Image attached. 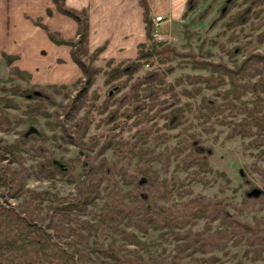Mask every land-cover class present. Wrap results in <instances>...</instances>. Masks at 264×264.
Masks as SVG:
<instances>
[{"label":"trees","instance_id":"obj_1","mask_svg":"<svg viewBox=\"0 0 264 264\" xmlns=\"http://www.w3.org/2000/svg\"><path fill=\"white\" fill-rule=\"evenodd\" d=\"M52 1L60 14L76 21L77 38H64L45 26L42 19L32 21L55 45L71 47L83 80L73 85H35L32 75L15 65L19 57L4 53L0 59V64L9 70V81L18 79L29 85H0V93L4 94L0 98V132L10 134L22 126L34 128L39 126L40 118L47 120L53 132L48 137L42 131L24 130L17 134L19 138L14 143L0 144V165L10 156L9 163L18 167H0V189L7 188L8 197L20 201L18 207L5 205L6 200L0 202V264H150L148 247L155 244L140 237L150 231L162 237L170 235L179 242L176 254L167 264H214L216 259L193 257L224 251L228 242L235 247L247 246L250 251L246 250L244 256L250 252L253 261L259 260L264 251L260 230L232 216L225 201L194 196L191 187L207 185L204 177L208 175L229 183L225 173L212 167L214 151L205 145L217 127L228 130L227 140L247 141L245 150L264 154V55H247L254 44H264V0H223L221 16L212 23L213 29L222 23L221 31L213 38H200L197 52L191 47L195 34L188 31V25L187 43L182 47L185 52L168 42H158L147 0H138L144 11L148 42L140 45L135 60H110L105 69L94 68L81 59L99 61L100 50L90 53L88 49V12L70 9L67 0ZM218 1L189 0L182 20L209 3L199 14V19L205 20ZM256 21L259 24L255 25ZM253 25L254 32L263 31L243 42L249 38L246 27ZM231 45L234 46L230 48ZM214 49L228 60H216L219 55ZM145 67L153 70L136 77ZM187 69L194 73L174 78ZM100 74L105 75V85L110 90L102 106L90 104L85 120L75 125L76 135L89 132L91 107L100 109L101 114L108 113L102 122L118 134L107 137L98 153L102 155L100 162L90 156L89 164L82 160L83 156L57 162L47 144L75 140L58 116L49 112L56 105L52 96L76 89L84 82L73 102V106H81ZM125 89L128 92L118 97ZM10 94L25 98L31 105L21 107L9 98ZM22 108V119L5 113L7 109ZM70 116L69 120L76 117ZM133 130L131 141L125 140L123 134ZM172 141L175 144L168 145ZM162 145L164 150L157 152ZM110 150L125 156L126 163L118 165L103 158ZM23 154L35 163L30 169L23 167ZM155 164H161L166 173L174 166L173 175L161 179ZM79 167L82 170L76 174ZM181 173L186 174L183 180L179 178ZM58 177L76 185V197L69 199L26 187L28 178L52 182ZM247 198L245 201L252 196ZM263 198L264 191L253 200L259 202ZM199 222L206 224L207 231L182 232ZM216 223L212 233L211 225ZM187 258L191 260L185 263Z\"/></svg>","mask_w":264,"mask_h":264},{"label":"rangeland","instance_id":"obj_2","mask_svg":"<svg viewBox=\"0 0 264 264\" xmlns=\"http://www.w3.org/2000/svg\"><path fill=\"white\" fill-rule=\"evenodd\" d=\"M242 1V0H241ZM209 3L202 4L199 7V10L193 14H191L187 20L179 22L176 26L170 29V39L164 40L163 38H158L161 41L168 42L172 46H175L179 51L185 52L182 48L186 43L185 38V26L188 27V31L190 33H194L191 42V47L197 52V46L199 45L200 38H213L221 31L220 23L216 28H212V23L214 20H217L221 16V7L223 4V0L218 1V3L213 7L211 13L208 17L201 21L199 19V14L205 10ZM236 12V10L234 11ZM259 24L257 21L255 25ZM246 27V34H249V38L243 39V42H248L251 39L255 38L259 33L263 31V29L256 30L254 32V26ZM257 28V26H256ZM157 32V31H156ZM254 32V33H252ZM225 41V40H223ZM234 45H231L232 48ZM216 54L219 55L218 59L224 58L227 61V57L223 54H220L218 49L213 50ZM254 52L255 54H263L264 55V44L262 46H258L254 44L253 47L248 48L247 55L249 53ZM86 64L92 65L94 68H103L105 69V64H102L98 61L91 62L90 57H82L81 58ZM161 66V65H160ZM153 70L151 67H145L142 72L136 77H142ZM183 73H194L190 70L179 71L175 76L178 77ZM11 79L9 70L3 64H0V85H6L7 88H12L15 85H20L22 88H27L25 82L13 79V81H9ZM83 80V77L81 78ZM79 79V80H81ZM78 80V81H79ZM77 81V82H78ZM106 77L104 74H100L96 77V81L93 87L88 90V95L86 100L83 101L81 106H73V102L75 97L78 95L80 89L84 88V82L78 88H74L70 91L65 90L64 92L58 93V95H53L52 92H48V94H52L54 102L56 105L49 109L51 114H55L60 124L64 126V129L71 135V137L75 140V143H68L65 140H60L58 143L50 142L47 144L48 148L53 153L54 157L57 159V162L70 161L75 159L78 156H83L82 160L88 163L87 156H90L92 159H96V162H100L102 159V155H99L100 149L104 146L106 139L111 134H118V131H110V127L106 126L102 120L108 116V113L101 114L100 109L92 108V118L90 123L89 132L83 134H78L75 125L76 123L85 120L88 111L90 110V104L94 103L97 107L103 105L107 93L110 90V86L105 85ZM133 83V82H131ZM33 84V81H32ZM129 89H125L123 93L119 94L118 97L121 98ZM4 94L0 93V98L3 97ZM10 99L14 100L21 107L31 105L29 101L25 98L8 95ZM98 96V98H96ZM1 108V107H0ZM79 109V110H77ZM21 110L16 109H7L5 113L10 114L13 117L25 118L22 115ZM90 112V111H89ZM69 114H71L70 118H73V115H76L75 118L69 120ZM39 126L32 128L31 126H22L15 127L10 134H4L0 132V144L5 141L6 143H14L19 136L20 132L26 131H34V132H44L48 137L53 136V132L47 126V120L44 118L39 119ZM53 122V121H51ZM55 126L54 124H52ZM56 127V126H55ZM57 129V127H56ZM135 130L131 132H126L123 134L125 140L131 141L132 135ZM177 131L173 132L176 134ZM228 130L223 127H217V132L214 134L212 138H206L205 145L213 148L214 156L211 159L212 167L215 171L225 173V176L229 180L227 183L225 180H222L218 177L214 176H205V182H208L207 185L199 184L191 187L194 196H202L204 198H208L211 200L218 199L219 201H225L228 212L237 218L242 224H245L251 228H258L260 230L261 235L264 238V198L259 202L254 201L253 193L263 192L264 191V154H259L257 151H248L244 148V143L240 139L227 140ZM59 136H61L60 131L57 132ZM175 141H172L170 146H173ZM152 146V143L150 144ZM165 148V145H162L158 148L157 152H162ZM83 152V153H82ZM26 154H23L22 163L23 167L30 169L33 164V161L29 159ZM103 158H106L110 163H117L118 165H123L126 163L125 156L119 155L115 153L113 150L108 151L103 155ZM10 156L8 160L3 162L0 167H7L17 169V166L11 165ZM135 163V161H133ZM89 164V163H88ZM155 169L159 171L161 179L170 178L173 175L174 166L171 167L168 173L165 172L164 169L161 168V164H155ZM82 169L79 167L76 170V174L79 173ZM262 172V173H261ZM186 177L185 173L179 174V178L183 180ZM247 182H251V185H248ZM26 187L34 192H50L51 194H59L61 197L72 199L77 195L76 185L70 184L65 181V179H60V177L56 178L52 182L47 181H37L32 178H28L26 182ZM125 191L128 189L125 188ZM10 190L7 188L0 189V202L4 203L5 200L7 203H4L7 206L18 207L20 204L19 200L8 197ZM6 196L5 198L2 196ZM252 196V199L249 201H245L248 199L247 197ZM89 219V218H88ZM259 224L257 227L256 224ZM216 224L211 225L212 233L216 231ZM191 230L193 234L201 233L202 231H207V226L203 222H199L194 225L192 228H187L185 231ZM166 234V233H165ZM140 235V234H139ZM144 242H152L155 245L149 246L148 250L152 255L150 264H167L171 257L176 254V246L179 244L173 239L170 235L161 236V234L150 231L148 235L142 236L140 235ZM181 244V243H180ZM130 250H135L134 247L128 248ZM246 250H249L247 246L241 245L235 247L233 242H228L226 249L224 251L216 250L214 252L207 253L205 255L196 254L193 258H201L204 260L216 259L217 262L214 264H264V251L261 254V257L257 261H253V255L249 252L245 257L244 253ZM264 250V246L262 248ZM250 251V250H249ZM145 258H148V255L144 254ZM191 260L190 258L185 259V263Z\"/></svg>","mask_w":264,"mask_h":264},{"label":"crops","instance_id":"obj_3","mask_svg":"<svg viewBox=\"0 0 264 264\" xmlns=\"http://www.w3.org/2000/svg\"><path fill=\"white\" fill-rule=\"evenodd\" d=\"M188 1L147 0L154 25L156 18H164L155 37L170 39L169 31L183 19ZM67 6L88 12V49L100 50L102 64L135 60L140 45L148 42L138 0H67ZM33 19H42L66 39L77 38L78 24L60 14L52 0H0V59L4 53L19 57L15 65L30 73L35 85L75 84L83 73L73 61L71 47L55 45Z\"/></svg>","mask_w":264,"mask_h":264},{"label":"built area","instance_id":"obj_4","mask_svg":"<svg viewBox=\"0 0 264 264\" xmlns=\"http://www.w3.org/2000/svg\"><path fill=\"white\" fill-rule=\"evenodd\" d=\"M163 20H164L163 17L156 18V20H155V30H157L158 24L161 23ZM155 38H156V40L158 42H161V40H160L161 38L159 36H156ZM158 38H160V39H158Z\"/></svg>","mask_w":264,"mask_h":264},{"label":"water","instance_id":"obj_5","mask_svg":"<svg viewBox=\"0 0 264 264\" xmlns=\"http://www.w3.org/2000/svg\"><path fill=\"white\" fill-rule=\"evenodd\" d=\"M260 195V192H256V193H253V197H257V196H259Z\"/></svg>","mask_w":264,"mask_h":264}]
</instances>
